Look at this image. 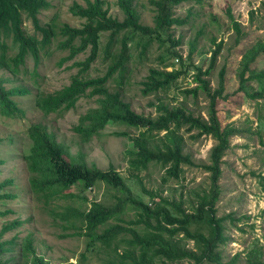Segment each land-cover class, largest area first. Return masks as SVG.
<instances>
[{
	"label": "rangeland",
	"instance_id": "1",
	"mask_svg": "<svg viewBox=\"0 0 264 264\" xmlns=\"http://www.w3.org/2000/svg\"><path fill=\"white\" fill-rule=\"evenodd\" d=\"M48 8L40 11L38 20L40 25L54 23L59 28L63 24L80 27L84 20L73 17L69 8L73 3L81 6L86 0H46ZM107 2L109 15L118 21L123 14L116 5V0ZM143 25L152 26L153 12L149 0H133ZM174 16L185 22L173 25L160 36L159 39L147 38L134 33L132 40L127 43L130 58L126 62V70L122 76L115 73L107 81V89L119 92L120 97L130 105L132 111L144 116L156 117L152 103L161 100L168 108L182 107L191 112L194 117L207 118L208 100L204 94L197 97L185 91L195 88L197 83L193 77L195 66L206 70L210 64L211 52L215 42L222 41L219 53L212 68L204 78L209 81V89L218 87L219 72L223 70V90L221 97L216 100L215 108L221 127L230 126L234 133L229 137V147L225 150L220 164V176L217 181L218 195L215 202V217L223 218L221 225L227 237L220 251L219 264H252L257 261L264 264V92L262 97L250 99L239 89L238 67L246 52L256 42H264V0H194L183 2L174 9ZM24 18V17H23ZM238 23L239 33L233 27ZM22 29L29 36L35 35L30 20H23ZM201 32V33H199ZM170 36V40L168 39ZM109 34L102 33L100 37V51L97 59L90 68L80 76L95 78L103 76L111 62V58H104L102 53ZM111 47V52H118L120 36ZM149 39L143 54L141 45ZM60 37L57 36L51 45L40 52L37 64L27 56L24 64L13 83H5L8 89L12 85L30 88L32 96L40 93H52L70 82L72 76L79 73L76 62L83 61L88 50L76 55L73 59L62 61L67 51L56 48ZM179 43L174 44L175 41ZM9 57L15 53L10 40L5 41ZM139 43V45L137 44ZM191 44L194 45L191 51ZM177 53L179 58L174 56ZM164 58L163 62L161 59ZM167 65L166 71L181 69L183 73L166 90L155 93L142 94V81L145 80L151 68L161 69ZM255 72L264 71V54H259L249 66ZM2 71H0V74ZM8 76V73H4ZM247 74H245V77ZM248 92L256 91L257 83H246ZM97 96L86 94L80 97L74 108L57 113L43 115L33 104L30 95L14 96L17 108L24 110L22 118L12 114L10 117L0 116V182L13 179L14 186L6 187L4 192L16 195L13 200L0 201V212H9L0 216L1 228L13 220L23 223L7 230L0 236L1 242H8L15 238L12 245L0 256L5 264H30L31 255H21V244L25 237H30L36 256H41L47 264H108L112 259L109 250L94 245L87 249L89 239L84 235H76L82 226L79 220L54 219L50 211L61 212L68 205L77 210H87L91 202H99L106 207L113 206L117 199L126 194L107 187L102 182H96L93 187L82 189L80 186L71 187L68 192L74 198L68 200L56 199L48 206L35 200L28 193V172L22 158L28 154L30 140L27 128L30 124H43L55 139L64 145L69 153L76 158L82 157L88 167L99 170L112 168L122 178L132 199L153 207L159 205L157 198L151 199L150 193H157L160 198L176 204L187 213L193 212L203 193L209 194L210 175L204 170L209 164V153L216 141L210 136H196L197 131L181 129L179 135L183 139L182 154L188 155L192 165L181 164L177 176L168 175V166L149 163L146 169L133 171L128 165L126 150L130 144L125 136L117 135L125 132L135 135L138 130L116 124H107L98 135L87 140L82 139L72 129L78 118L89 109L95 108ZM163 133L160 134V137ZM130 204H126L120 214L121 221L109 220L100 227L119 224L143 234V225H129L135 221L137 212ZM175 215L170 206H166ZM73 224V225H72ZM191 231H204L198 223L190 225ZM129 232L124 238H129ZM179 245L188 251H196L193 241L177 235ZM11 247V250L9 249ZM122 250L120 246L118 252ZM168 264H190L186 259ZM209 264V263H203Z\"/></svg>",
	"mask_w": 264,
	"mask_h": 264
},
{
	"label": "trees",
	"instance_id": "2",
	"mask_svg": "<svg viewBox=\"0 0 264 264\" xmlns=\"http://www.w3.org/2000/svg\"><path fill=\"white\" fill-rule=\"evenodd\" d=\"M187 1L191 0H149L153 12V25L150 27L140 22L133 0H116V5L123 14L121 21L109 15L106 1L86 0L84 6L73 3L69 8L73 17L84 20L80 27L63 24L57 28L54 23L45 25L39 23L38 14L49 6L46 0H0V71H2L0 74V116L10 117L17 113L18 117H23L24 110L16 107L12 99L14 96L30 95L33 104L43 115H48L74 108L77 100L89 90V95L97 96V106L81 115L72 130L84 140L98 135L107 124L138 130L135 135L125 132L117 134L125 136L129 141L130 146L126 150L129 167L133 171H139L146 169L149 163H158L168 166L167 174L175 177L181 164H193L188 155L182 154L183 139L179 135L181 129L195 130L197 131L196 136H210L216 141L209 153V164L204 166V170L210 175L209 194L203 193L193 208V212L187 213L179 205L160 198L157 193L147 192L151 199L159 200V205L154 203L153 207L132 199L122 178L115 170L109 168L102 171L95 167H88L82 157H73L43 124L34 123L28 126L27 135L31 144L28 154L23 156L22 161L28 172V193L35 197V200L48 206L56 199H72L75 197L74 194L68 192L71 187L77 185L86 189L93 187L96 182H102L107 187L126 194L124 198H116V203L111 207H106L99 202H91V206L85 211L68 205L61 212L50 211L54 219L65 222L79 220L82 226L76 235H84L89 239L87 249L97 244L109 250L112 259L108 264H168V262L184 259L190 264L220 263L218 247L224 244L227 237L220 224L223 218H216L214 215L218 195L217 181L220 176L221 159L229 147V137L234 133V128L221 127L215 108L216 100L221 97L223 90V70L219 72L218 87L215 90L209 89V81L204 77L209 74L222 41L216 43L214 38L211 39V44L215 47L211 52L209 67L202 70L201 67L195 66L196 74L193 80L197 86L185 91L195 98L199 92L205 95L208 100L206 119L194 117L191 112H187L182 107L168 108L161 100H157L156 104L152 103L157 114L155 118L137 114L120 97L119 92H111L107 89V81L115 73L122 76L126 70L125 64L130 58L127 43L132 40L134 33L147 38L159 39L171 26L185 22L174 16L173 9ZM194 1L200 3L202 0ZM23 17L31 21L39 38L25 33L22 29ZM232 23L235 31L239 33L238 23L233 20ZM102 33L109 34L102 53L105 59L111 58V62L103 76L84 78L80 75L88 71L99 55ZM57 36L60 40L56 48L68 53L62 61L71 60L88 50L83 61L74 64L79 66V73L72 76L67 85L52 93L32 96L31 89L21 85H12L6 89L5 83L14 82L19 67L24 64V59L30 56L34 64H37L40 52L46 50ZM118 36H120V48L118 52H111V47L118 41L116 38ZM7 39L10 40L9 45L15 48V53L9 57L6 55L9 47L5 42ZM148 42L149 39L143 42L140 54L144 53ZM177 43L179 41L176 40L174 44ZM193 49L194 45L191 44V51ZM259 54H264V42H256L247 49L238 67L239 89L250 99L262 97L264 92V71L255 72L249 69L250 64ZM173 55L179 58L177 53ZM164 58L166 56L161 59L162 62ZM166 68L167 65H164L161 69L151 68L149 70L145 80L141 83L142 94L166 90L183 73L181 69L166 71ZM4 73H8L9 77ZM245 74H247L246 77ZM248 81H255L258 90L248 92L246 89ZM161 133L163 135L160 137ZM13 186L12 178L0 182V201L16 198L14 193L4 192L6 187L13 188ZM126 204H130L129 208L132 207L138 211L135 221L127 223L143 225L144 233L139 234L119 224L108 225L100 230V227L105 226L109 220L121 221L119 216ZM166 206L172 207L175 215L171 214ZM9 212L11 213V210ZM9 212H0V216ZM22 223L20 220L11 221L1 228L0 236ZM192 223L200 224L203 229L206 228V232L191 231ZM127 232L130 237L124 238ZM177 235L193 241L197 250H184L176 239ZM14 239L13 237L8 242L0 243V256L8 250L5 244L12 245ZM120 246L122 250L118 252ZM9 249L11 250V247ZM21 255H31L30 264H47L41 256L35 255L31 238L28 236L22 241ZM5 263L7 260L0 259V264ZM252 264L259 263L252 261Z\"/></svg>",
	"mask_w": 264,
	"mask_h": 264
}]
</instances>
